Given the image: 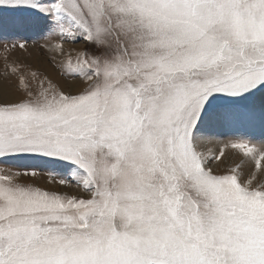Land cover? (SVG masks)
Segmentation results:
<instances>
[{
	"label": "snow or ice",
	"instance_id": "1",
	"mask_svg": "<svg viewBox=\"0 0 264 264\" xmlns=\"http://www.w3.org/2000/svg\"><path fill=\"white\" fill-rule=\"evenodd\" d=\"M35 37L83 86L11 68L0 164L51 186L0 168V264H264V0H0Z\"/></svg>",
	"mask_w": 264,
	"mask_h": 264
},
{
	"label": "rangeland",
	"instance_id": "2",
	"mask_svg": "<svg viewBox=\"0 0 264 264\" xmlns=\"http://www.w3.org/2000/svg\"><path fill=\"white\" fill-rule=\"evenodd\" d=\"M39 40L35 37L33 40H29L26 45V50L19 48H10L5 51L2 43H0V103L5 101V94L8 93L11 96L10 99H6L8 102H16L20 99L25 98V93L22 90H17L16 87V76L11 73L13 66L21 67L22 70L36 71L38 78L48 77L53 82L58 83L62 86L65 92L76 91L83 85L80 82L74 81L71 78H67L60 75L61 70L56 66V63L51 60V54L40 47L43 44V40H39V43L34 41ZM82 45H76L81 47ZM7 57V59H5ZM30 82L35 88L37 80H33L29 77ZM4 98V99H2ZM218 134L213 136L215 143L209 144L206 147L212 148L213 151H218L222 146V142L232 139L233 134L227 129L217 130ZM226 153V166L232 167L239 160V154L231 149H225ZM30 165H40V171H38L35 177H24L25 182H35L41 187L51 186V177L48 175L49 168L43 164L40 160H8L3 164H0V168H12L14 170H23L25 167ZM222 168L224 165L221 166ZM64 191L73 192L75 189L63 188Z\"/></svg>",
	"mask_w": 264,
	"mask_h": 264
},
{
	"label": "bare ground",
	"instance_id": "3",
	"mask_svg": "<svg viewBox=\"0 0 264 264\" xmlns=\"http://www.w3.org/2000/svg\"><path fill=\"white\" fill-rule=\"evenodd\" d=\"M4 98H5V100H6V99H10V98H11V96H9V94H8V93H6ZM4 98H2V99H4Z\"/></svg>",
	"mask_w": 264,
	"mask_h": 264
}]
</instances>
